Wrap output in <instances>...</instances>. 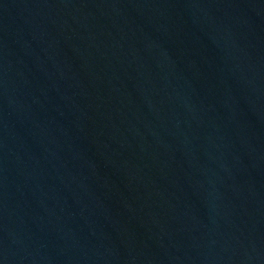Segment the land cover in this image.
Listing matches in <instances>:
<instances>
[{"label":"water","instance_id":"water-1","mask_svg":"<svg viewBox=\"0 0 264 264\" xmlns=\"http://www.w3.org/2000/svg\"><path fill=\"white\" fill-rule=\"evenodd\" d=\"M0 264H264V0H0Z\"/></svg>","mask_w":264,"mask_h":264}]
</instances>
